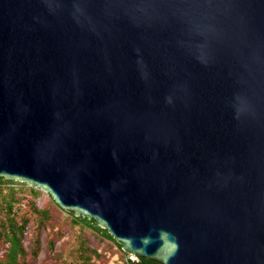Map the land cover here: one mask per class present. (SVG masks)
I'll return each instance as SVG.
<instances>
[{"label":"water","instance_id":"95a60500","mask_svg":"<svg viewBox=\"0 0 264 264\" xmlns=\"http://www.w3.org/2000/svg\"><path fill=\"white\" fill-rule=\"evenodd\" d=\"M0 177L136 259L264 264V0H0Z\"/></svg>","mask_w":264,"mask_h":264},{"label":"rangeland","instance_id":"374dc122","mask_svg":"<svg viewBox=\"0 0 264 264\" xmlns=\"http://www.w3.org/2000/svg\"><path fill=\"white\" fill-rule=\"evenodd\" d=\"M22 185H3L21 189L15 193L11 210L16 223L24 225L20 235L24 255L19 257V261L24 260L26 264H126L128 260L134 264L137 262L134 256L123 251L119 244L104 233L91 229L81 231L78 226L72 227L69 212L58 208L47 193L26 183ZM31 188L40 191L36 199L31 197ZM5 217V210L0 208V220ZM77 236L81 238L80 244L74 247V238ZM8 249L9 242L0 239V259L5 258ZM35 250L36 253L33 254Z\"/></svg>","mask_w":264,"mask_h":264},{"label":"trees","instance_id":"16d2710c","mask_svg":"<svg viewBox=\"0 0 264 264\" xmlns=\"http://www.w3.org/2000/svg\"><path fill=\"white\" fill-rule=\"evenodd\" d=\"M7 184H10L12 186L13 185L23 186L22 183H18V182L11 181V180H6L3 177H0V208L2 210H5V216H6L4 219L0 220V239H3L4 241L9 242V249L7 253L5 254V258L0 259V264H26L24 260L22 261L18 260L19 257H22L24 255V250L21 246V241H20V235L23 231L24 225L22 226L18 225L14 219V215L13 214L11 215L13 203L15 202V193L21 189L20 188L14 189L13 187L3 186ZM39 193H40L39 190H35L31 188V197H33L34 199H36ZM51 200L58 208H60L53 201L52 197H51ZM33 210L35 211L34 207H33ZM69 214L71 217L70 224L72 227L78 226L81 231L85 229H91V230H94L95 232L104 233L109 239L113 240L114 242H116L117 244L121 246L120 243H118L117 241H115V239H113V237L108 233L107 230L101 229L94 222V220H89L87 218H83L80 216L77 217L72 212H69ZM80 240H81L80 236H77L76 238H74V244H73L74 247L80 244ZM36 245L37 244H35V246ZM35 253H36V250L33 251V254ZM126 264H134V263L128 260ZM135 264H158V263L148 260V259L138 258Z\"/></svg>","mask_w":264,"mask_h":264}]
</instances>
